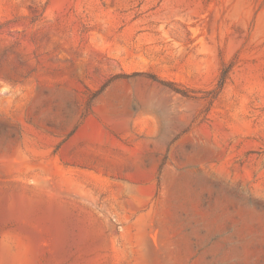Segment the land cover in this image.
Here are the masks:
<instances>
[{
  "label": "rangeland",
  "instance_id": "1",
  "mask_svg": "<svg viewBox=\"0 0 264 264\" xmlns=\"http://www.w3.org/2000/svg\"><path fill=\"white\" fill-rule=\"evenodd\" d=\"M0 264H264V0H0Z\"/></svg>",
  "mask_w": 264,
  "mask_h": 264
}]
</instances>
